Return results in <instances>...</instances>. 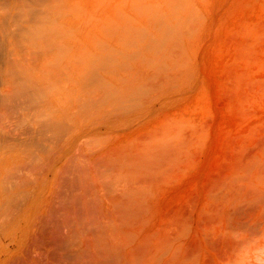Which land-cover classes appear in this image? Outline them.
Wrapping results in <instances>:
<instances>
[{"label":"rangeland","instance_id":"obj_1","mask_svg":"<svg viewBox=\"0 0 264 264\" xmlns=\"http://www.w3.org/2000/svg\"><path fill=\"white\" fill-rule=\"evenodd\" d=\"M0 6V264H264V0Z\"/></svg>","mask_w":264,"mask_h":264},{"label":"bare ground","instance_id":"obj_2","mask_svg":"<svg viewBox=\"0 0 264 264\" xmlns=\"http://www.w3.org/2000/svg\"><path fill=\"white\" fill-rule=\"evenodd\" d=\"M3 1H4V0H3ZM6 3H7V2H6ZM27 3H28V2H27ZM34 3H35V2H34ZM4 4H5V3H4ZM8 4H9V3H8ZM23 4H24V2H23ZM19 5H20V4H19ZM31 5H32V4H31ZM0 7H1V6H0ZM2 8H3V7H2ZM24 8H25V7H24ZM24 8H23V9H24ZM0 9H1V8H0ZM4 9H5V8H4ZM6 9H7V8H6ZM17 10H18V9H17ZM28 10H29V9H28ZM5 11H6V10H5ZM20 11H21V9H20ZM26 11H27V10H26ZM33 12H34V10H33ZM4 13H5V12H4ZM34 14H35V13H34ZM34 14H33V15H34ZM19 15H21V14H19ZM30 15H32V14H30ZM33 15H32V16H33ZM5 17H6V16H5ZM12 17H13V16H12ZM27 17H29V16H27ZM22 19H23V18H22ZM32 19H33V18H32ZM28 20H29V19H28ZM13 21H14V20H13ZM31 21H32V20H31ZM32 23H33V22H31V24H32ZM10 25H11V24H10ZM16 26H17V25H16ZM14 27H15V26H14ZM18 27H19V26H18ZM19 28H20V27H19ZM13 29H14V28H13ZM16 29H17V28H16ZM31 29H32V28H31ZM19 30H20V29H18V33H21L22 30H21L20 32H19ZM24 30H25V29H24ZM24 30H23V32H25ZM26 31H27V30H26ZM13 32H14V31H13ZM10 33H12V32H10ZM14 33H15V32H14ZM15 34H16V33H15ZM12 36H13V35H12ZM19 36H20V35H19ZM14 37H15V36H14Z\"/></svg>","mask_w":264,"mask_h":264}]
</instances>
